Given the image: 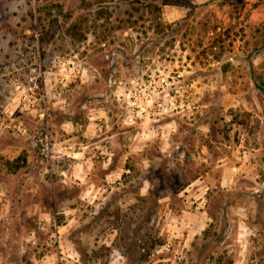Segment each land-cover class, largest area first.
<instances>
[{"label":"rangeland","instance_id":"obj_1","mask_svg":"<svg viewBox=\"0 0 264 264\" xmlns=\"http://www.w3.org/2000/svg\"><path fill=\"white\" fill-rule=\"evenodd\" d=\"M0 264H264V0H0Z\"/></svg>","mask_w":264,"mask_h":264}]
</instances>
